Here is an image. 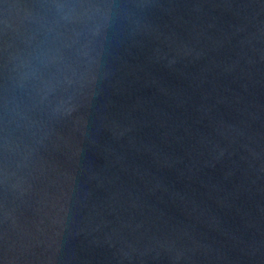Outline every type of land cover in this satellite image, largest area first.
I'll return each instance as SVG.
<instances>
[{
	"label": "water",
	"instance_id": "obj_1",
	"mask_svg": "<svg viewBox=\"0 0 264 264\" xmlns=\"http://www.w3.org/2000/svg\"><path fill=\"white\" fill-rule=\"evenodd\" d=\"M0 264H264V0H0Z\"/></svg>",
	"mask_w": 264,
	"mask_h": 264
}]
</instances>
